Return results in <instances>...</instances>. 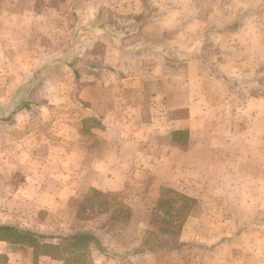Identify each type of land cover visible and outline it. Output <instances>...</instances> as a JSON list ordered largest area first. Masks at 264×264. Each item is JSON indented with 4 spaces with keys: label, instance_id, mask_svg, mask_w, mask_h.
Wrapping results in <instances>:
<instances>
[{
    "label": "crops",
    "instance_id": "crops-1",
    "mask_svg": "<svg viewBox=\"0 0 264 264\" xmlns=\"http://www.w3.org/2000/svg\"><path fill=\"white\" fill-rule=\"evenodd\" d=\"M65 1L69 21L62 7L47 0H0V148L13 156L7 164H22L31 152L25 140H41L43 130L50 131L60 141L49 145V154L66 150L70 168L68 176L56 172L43 184L37 211L60 214L74 196L116 191L132 209L124 228L136 236L112 237L118 249L111 252L90 222L80 219L81 229L74 233L97 240L86 239V245L73 240L72 246L64 235H44L32 246L0 239V264H178L190 259L184 249L189 242L203 248L205 259L206 254L233 258L234 246L244 243L225 237L250 227L244 214L254 208L247 206L259 204L254 219L264 217V79L259 86L252 73L244 76L240 69L247 62L264 75V0H174L155 22L160 29L145 31L146 41L140 26L158 19L153 7L143 18L124 14L110 23L113 0ZM187 4L188 10L193 6L189 15L163 26ZM129 17L132 30L125 23ZM245 32L257 39L240 49ZM62 40L61 46L55 42ZM72 98V122L64 123L65 134L61 122L59 137L51 112ZM41 104L48 109L43 112ZM55 158L51 154L48 162ZM164 186L195 200L177 235L183 248L145 245ZM11 201L8 209L14 212ZM78 219L73 214L65 224L57 218L55 227L74 229ZM13 224L24 226L0 223ZM35 224L40 233L54 228ZM248 242L246 258L253 262L256 253ZM228 244L231 249L224 247Z\"/></svg>",
    "mask_w": 264,
    "mask_h": 264
},
{
    "label": "rangeland",
    "instance_id": "rangeland-1",
    "mask_svg": "<svg viewBox=\"0 0 264 264\" xmlns=\"http://www.w3.org/2000/svg\"><path fill=\"white\" fill-rule=\"evenodd\" d=\"M47 1L50 4H52V6L55 5V6L62 7V10H64L66 14H69V16L66 18L68 19V21L70 20L71 9L67 1L65 0H47ZM132 1L133 0H113L111 12L108 15L109 18L111 19L109 22L111 23L112 18H115V16L123 17L124 14L125 16L139 14L140 16H142L141 18H143V16L145 15V12L147 13L148 11H151L153 7L154 8L153 15H155L158 18L153 21L155 26H153V23H151L150 25V23L147 24L146 22L140 26V27H143V30H144V33H143L144 38L142 39L146 41L150 38L146 37L145 33L149 31L151 34H154L152 31L156 32L158 29H160L158 27L160 25H158V23H155V22L156 21L158 22V20H160V17L162 16L163 11L166 9L167 6H169L170 4H173L174 0H136L135 4ZM104 5L107 7L109 6L107 2ZM188 8L190 7L187 4L185 9L182 12L177 9L174 13L175 17L171 13L172 19H166L169 21H165L163 23V26H167V25L171 26L174 23L172 20H174L175 18L186 17L187 15H189L191 13V9L188 10ZM155 16L153 17L155 18ZM141 20L142 19H139L138 21L141 22ZM83 21L84 19L81 22ZM100 22L101 21H97V24L100 25L99 24ZM119 22H122V20L117 21L116 23L118 24ZM125 23H127V26L129 28L127 30H132V28L134 27L132 26L134 21L130 19V17H129V20L127 19L125 21ZM123 24H124V21H123ZM191 26L196 27L195 24ZM98 28L99 27H96V29ZM232 29H234L233 25L230 27L229 31H231ZM64 34H66V32H64L63 35ZM245 34L243 35L241 39V40H244V43L241 46H239L240 49H243L246 42L257 39V38L252 39V35L250 34L248 35L246 32ZM231 38L232 36H229V39ZM55 42L56 44L60 46L62 44H65L63 40L61 44L58 43L57 41ZM131 42H132V39L128 38V43H131ZM206 44H207L206 47L208 49H211L214 43L208 40ZM223 53L224 52H221V54L219 55H223ZM217 54L218 53H216L215 55ZM227 55L228 54H225V56L223 55V57L226 58ZM246 64L248 65V63L245 62L243 66H240V69L242 68V71H244V76H246L248 73H252L253 77H255L256 84L259 86H262L263 85L262 80L264 78L262 77L263 73L261 72V70H258L256 68L250 69L249 67L246 66ZM258 91H261V89H259ZM45 104H48V103L45 102ZM45 104H41L43 112L47 110L48 109L47 107L49 106ZM55 106L57 108L53 110V112H51V114L56 115V117H54L52 121V124L54 127L56 126L55 124H57V126L59 127L57 133H58V136L60 137L59 134L61 133L60 132L61 122L63 123L62 132L66 133L68 129L65 128L64 123L71 124L72 121L70 120V118L71 116L74 115V110L76 106L74 104V98H72L70 101L59 104V106L58 105H55ZM47 118H49L48 115H47ZM10 126L14 127V123L11 124ZM74 127L75 125L71 128H74ZM43 131H44V135L41 140L40 139L34 140L32 136L31 138L25 140L24 143L26 144V148L29 147L31 152L29 153L30 154L29 157L25 158L22 164L15 163V162L13 164L12 163L7 164L8 158L9 157L11 158L13 156L12 154L8 155L7 149L0 148V157L3 160L2 165H0V223L4 224L6 222L8 223V221L9 222H12V221L20 222L22 223V225H24L23 227L17 224H13V226L21 230H24V231L30 230L33 233H37L41 235L43 234L46 236L58 237V236H62V235L65 236V235H69L70 233H74L77 231L75 229L80 230L81 229L79 226L80 219H82L81 221L86 220L85 222H90V226L94 228V231H95L94 234L98 236L97 238L102 239L105 244H109V248L111 252L118 249L117 245H114V246L112 245V243L114 242L112 237H115L117 235L119 236L120 234L121 236L123 235L129 240H131V238L133 239L136 236L135 232H131V231L128 232L129 229L126 230V228H124L126 224V220L128 219L127 213L128 211L132 213V209L129 204L127 205L125 203L124 197L118 196L117 195L118 193L116 191H110V192H105V193L100 192V191L99 192L90 191L88 192V194H84L82 196L80 195L74 196L73 198H71V202L68 203V206L65 205L63 212H60V214L59 212L50 213V212H45L44 210L37 211V206H38L37 204L38 201H36L38 198L37 194L41 190H43L42 193L44 192L43 184L47 185V182H46L47 179L53 178L56 172L60 173L61 175L63 174L65 176H68L69 168H70V166L68 165L70 156L65 155L66 150L60 153L58 152V150L55 149L56 151H54L53 149L54 152L53 151L51 152L53 158H55L56 154H61L62 156L55 158L56 159L55 163L48 162V157L50 158L51 156V154H49V145L51 143L59 144L60 140L58 138H51L53 136H51V133H49L50 131H48V133L46 134H45L46 130H43ZM16 151L17 149L15 148L14 154H16ZM55 159H51V161ZM66 168L68 171L66 170ZM64 182H65V179H62V183ZM49 183L53 187L56 182H49ZM164 187H165L164 193H166L167 187L166 186ZM51 191L52 190L50 189L49 192ZM40 198H43V200L45 201H48L50 199V197H43L42 194L40 195ZM12 199L16 201V204L13 203L16 208L14 212H11V209L10 210L8 209L11 206ZM180 200L182 202H186V200L182 197H180ZM163 205L164 203L162 204L161 208L162 209L164 208L163 209L164 211L166 210L167 207ZM22 206H26V207H22ZM159 206L160 205L158 204V207ZM259 207H260L259 204L247 206V208L249 209L254 208L253 212L252 211L249 212L247 209L248 213L244 214L246 215V221L251 222V223H247L248 225H250V227L248 226V227L241 228V229L236 228L235 230H231L230 232L231 234L225 237V238H229L232 236L231 237L232 240L238 239L240 242L244 243V244H241L238 248L234 246L235 251H238V252L236 255H234L233 258L224 257V260L219 259V258H217L218 259L217 260V259H214V256L213 257L210 256L211 254H206V259H205V254H203L204 256L202 255V251L204 252L203 248L199 249L198 245H195V243L189 242L188 244L191 246H185L184 249H187V248L189 249V251L187 252H189V254L191 255L190 259H185L181 261V263H178V264H264V255H263L264 254V250H263L264 248V217L261 215L262 216L261 218L254 219L258 215ZM73 214H74V217L78 216L79 218L78 223L76 221L74 222L75 225H78L76 228L60 230V228L55 227L56 226L55 220L57 218H58V221L69 222V220L72 219ZM36 215H37V218H36ZM161 215H162L161 212L153 214V218L150 221V224L148 225L146 229L147 230L146 239L148 238L147 240L148 242L145 245L149 247L150 246L155 247V248L157 247L160 249L166 248L169 250H172L174 248L177 249L179 247L183 248L182 244H180V242L178 241L176 230L170 225V223H167L165 220H161ZM131 219H132V215H131V218L129 219V222H127L126 224L127 227L129 226ZM35 220H37L40 223H43L44 221V226H48V227L52 226L54 228H50V229L43 228L42 231H45V232L40 233L36 227V224L33 225ZM26 222L28 223L26 224ZM65 224L67 223L65 222ZM26 226L30 227V229L27 228ZM167 227H169L171 231L167 232L168 231ZM187 236H188L187 238L191 237V232H189ZM246 238L250 239V242H248L249 245L251 246L250 252L256 253V256L253 257V260H254L253 262H252V258L250 259L246 258ZM95 244H96V241H95ZM224 247L231 249L230 245L224 246ZM213 249H214V246L207 247L206 252L210 253V251ZM107 251L109 252L108 249ZM198 251H201L200 252L201 257H198ZM176 263L177 262H175V264Z\"/></svg>",
    "mask_w": 264,
    "mask_h": 264
},
{
    "label": "trees",
    "instance_id": "trees-1",
    "mask_svg": "<svg viewBox=\"0 0 264 264\" xmlns=\"http://www.w3.org/2000/svg\"><path fill=\"white\" fill-rule=\"evenodd\" d=\"M94 192H98V191L94 190ZM180 197L184 198L186 202H182L180 200ZM163 203H164L163 206L167 207L166 210H164L165 212L163 211L164 208L163 209L161 208ZM194 203H195L194 199L184 196L183 194L173 189H168L167 192L160 198L159 201L160 206L158 207V210H160L162 214L161 220H165L167 223H170V225L176 230V235H179L180 231L182 230L185 219L190 214V211L193 208ZM127 214H128L127 215L128 219L126 220V224L127 222H129L132 213L128 211ZM167 230H168L167 232L171 231L169 227H167ZM42 237L45 236L41 234L33 233L31 231H24L14 226L0 225L1 240H10V241L12 240L13 242L25 241L32 246H39L36 240ZM92 238L94 240H97L95 235H91L83 232V233H74L68 236H64L63 240L67 241L71 245L73 240H78V244L80 245H86L87 242L86 239H92ZM50 245L53 247L55 246L54 244L53 245L50 244Z\"/></svg>",
    "mask_w": 264,
    "mask_h": 264
}]
</instances>
